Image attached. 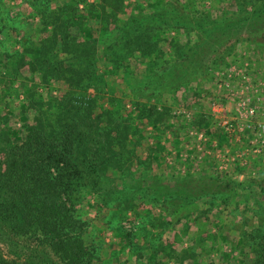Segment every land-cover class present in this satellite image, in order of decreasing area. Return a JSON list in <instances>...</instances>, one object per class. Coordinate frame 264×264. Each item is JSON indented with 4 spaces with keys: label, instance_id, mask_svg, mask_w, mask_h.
Returning a JSON list of instances; mask_svg holds the SVG:
<instances>
[{
    "label": "rangeland",
    "instance_id": "obj_1",
    "mask_svg": "<svg viewBox=\"0 0 264 264\" xmlns=\"http://www.w3.org/2000/svg\"><path fill=\"white\" fill-rule=\"evenodd\" d=\"M67 1L0 0V108L12 109L10 123L16 128L22 126L23 113L34 121L37 113L52 111V104L67 94L64 80L50 81L49 74L41 70L43 77L28 62L39 41L50 38L52 28L46 24L50 17L55 21L51 12L70 5ZM136 4L144 5L145 16L137 15ZM223 4L220 0H123L126 13L120 26L126 24L133 32L134 23H141L157 32L166 30L168 37L160 43L165 60H153L155 54L134 57L126 68L130 75L105 77L126 109L144 114L137 121L143 135L140 153L146 160L152 150L157 161L147 162L130 177L136 180L122 185L121 193L129 197L123 202L129 206L124 212L120 207H101L102 201L89 187L78 192L74 207L79 228L74 232H82L90 247L89 264H248L253 259L252 249L264 232V150H254L253 126L238 110L245 102L264 115V44L240 33L226 49L202 63L193 78L190 74L186 83L165 85L170 77L164 73L176 56L181 58L179 47L187 51L202 38L182 27L167 29L161 19L174 10L193 29L198 12L206 11L204 18L214 19ZM84 8L79 3L82 15L89 16ZM110 23L107 31H101L100 21L90 19L95 44L101 48L95 68L103 58V47L113 41L116 23ZM71 49L79 54L86 51L80 45ZM64 53L58 57L63 59ZM108 88L100 87L99 98L107 96ZM146 165L153 170L145 171ZM191 193L195 198L188 199ZM0 247L9 257L25 259L29 254L35 261L38 254L46 253L63 264L35 234L0 239Z\"/></svg>",
    "mask_w": 264,
    "mask_h": 264
},
{
    "label": "trees",
    "instance_id": "obj_2",
    "mask_svg": "<svg viewBox=\"0 0 264 264\" xmlns=\"http://www.w3.org/2000/svg\"><path fill=\"white\" fill-rule=\"evenodd\" d=\"M220 1L222 4L224 1L220 15L209 20L204 18L208 15L206 11L198 12L193 29L188 26L186 17H177L174 10L161 19L167 29L177 31L182 27L202 38L187 51L183 50L184 46L179 47L181 58L176 56L173 71L171 67L164 73L170 77L166 88L186 83L190 74L193 78L202 63L217 51L226 49L240 33L264 44V0ZM81 2L89 16L82 15ZM67 3L70 5L51 12L55 21L50 17L46 24L52 28L50 38L39 41L28 61L33 70L49 74L50 81L64 80L68 85L67 94L52 104V111L37 113L34 121L27 112L23 113L20 128L10 123L12 109L0 108V239L5 242L14 236L35 234L61 263L89 264L90 247L82 238V232H74L79 228L74 207L75 201L80 199L78 192L89 187L102 201L101 207H120L119 211L124 212L129 206H124L123 202L127 203L129 197L121 193L122 185L136 180L130 177L136 176L147 162L157 161L152 150L146 160L140 153L143 135L137 121L144 114L126 109L124 99L114 96L115 88H108L105 77L114 74L116 79H122V75H130L126 68L131 66L134 57L155 54L153 60L157 57L165 60L160 43L167 42L168 37L166 30L157 32L141 23H134L137 24L134 30L139 28V33L132 32L126 24L120 26L124 20L121 15L126 13L123 0L93 3L68 0ZM136 6L137 15L145 16V11L141 10L144 5ZM134 12H129L130 19ZM91 18L100 21L101 31L110 28L111 20L116 23L113 41L103 47V58L95 62L96 68L94 61L101 48L95 44L97 39L89 25ZM78 45L86 51L79 54L71 49ZM61 47L65 51H61ZM60 52H65L63 59L58 57ZM103 62L109 65H101ZM45 73L41 72L43 77ZM161 77L164 76L158 75V79ZM101 86L108 88V94L100 97V101L97 92ZM132 115L134 119H130ZM133 122L136 125H132ZM149 165L145 171L153 170ZM199 195L210 196L204 192ZM192 197L195 198L194 193L188 199ZM258 238L260 242L252 249L253 259L248 264H264V232ZM0 264L57 263L46 253L38 254L35 261L34 255L29 254L25 259L9 257L0 247Z\"/></svg>",
    "mask_w": 264,
    "mask_h": 264
},
{
    "label": "built area",
    "instance_id": "obj_3",
    "mask_svg": "<svg viewBox=\"0 0 264 264\" xmlns=\"http://www.w3.org/2000/svg\"><path fill=\"white\" fill-rule=\"evenodd\" d=\"M240 116H244L247 121L253 126L255 135L254 150H264V115L260 114L255 106H251L245 102L241 103L238 110Z\"/></svg>",
    "mask_w": 264,
    "mask_h": 264
}]
</instances>
